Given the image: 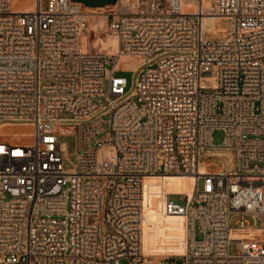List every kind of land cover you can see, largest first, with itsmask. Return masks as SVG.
Listing matches in <instances>:
<instances>
[{
	"label": "built area",
	"instance_id": "2783aa9c",
	"mask_svg": "<svg viewBox=\"0 0 264 264\" xmlns=\"http://www.w3.org/2000/svg\"><path fill=\"white\" fill-rule=\"evenodd\" d=\"M12 1L0 0V128L32 132L0 138V264H264V229L247 222L264 221V0H116L103 15L112 54L89 48L93 9ZM205 18L228 20L226 38ZM123 58L140 62L128 94ZM155 176L196 180L164 204L185 218L182 255L143 253Z\"/></svg>",
	"mask_w": 264,
	"mask_h": 264
},
{
	"label": "rangeland",
	"instance_id": "374dc122",
	"mask_svg": "<svg viewBox=\"0 0 264 264\" xmlns=\"http://www.w3.org/2000/svg\"><path fill=\"white\" fill-rule=\"evenodd\" d=\"M33 0H13V7L15 9H25L28 8L32 4ZM49 0H41V7L45 9ZM185 12H190L191 8H184ZM106 9H93L88 11V13L92 14L93 18L90 21V37H89V48L91 51H101L102 53H109V49H104V43L109 40L111 37L108 36L106 32V26L104 23L103 15L105 14ZM230 22L226 19H217L215 22L213 21L212 27L213 31L210 33V36L216 39H224L226 38V33L229 30ZM96 28V30H95ZM98 46L94 47V44L98 42ZM103 42V44L101 43ZM102 48V49H101ZM114 53V52H113ZM112 54V53H111ZM133 62H138L137 60L130 59ZM116 78L124 79L126 82L125 92L130 93L134 88V83L137 77V73H132L130 71H126L123 68L115 73ZM32 130L31 128L24 126H15V127H4L0 131V138L6 139V141H11L14 143L26 145L30 143V134ZM224 139V134L221 131H216L213 134L212 143L215 146H219ZM60 142L66 145V154L64 155V168L65 170L72 169V164L76 162L77 159V145L76 138L71 135L61 136ZM204 162H206L204 160ZM223 164H219L220 168L225 170L230 169L231 164L226 156V159L222 161ZM217 170V168H214ZM146 181V192L147 194L154 195H166L168 194H182L187 190V182L185 180H174V179H157V178H148L144 180ZM203 188L202 182L199 183V189ZM144 189V184H143ZM170 200L176 204H182L180 202V198L178 196L170 197ZM237 219L234 218L232 220L231 225L234 226V222ZM247 222L250 227H256L264 229V221L255 222L254 220L248 219ZM198 231V228L196 229ZM105 232V228H104ZM197 240H200L201 237L197 234ZM158 245V244H157ZM144 250V247H143ZM148 253L144 254L146 256H154L156 258H167L173 256L177 252H167L164 249L156 246L148 249ZM239 252L238 245H232L230 247V254L235 256ZM121 264H126L124 261Z\"/></svg>",
	"mask_w": 264,
	"mask_h": 264
},
{
	"label": "crops",
	"instance_id": "0c3cea01",
	"mask_svg": "<svg viewBox=\"0 0 264 264\" xmlns=\"http://www.w3.org/2000/svg\"><path fill=\"white\" fill-rule=\"evenodd\" d=\"M19 10H26L19 9ZM159 179V178H157ZM160 179H174L185 180L176 178H160ZM167 195H154L147 194L146 181L144 182L143 196H144V225H143V253L147 254L149 248L156 246L164 249L167 252H177L173 255H179L185 248L186 234H185V221L182 218L167 217L164 213V204ZM158 244V245H157Z\"/></svg>",
	"mask_w": 264,
	"mask_h": 264
},
{
	"label": "bare ground",
	"instance_id": "6f19581e",
	"mask_svg": "<svg viewBox=\"0 0 264 264\" xmlns=\"http://www.w3.org/2000/svg\"><path fill=\"white\" fill-rule=\"evenodd\" d=\"M26 10L27 11H33V1H32V4L28 8H26ZM213 21L214 20L211 19V18H205L203 20V29L211 30L212 29ZM104 23H105V20H104ZM95 30H96V28H95ZM98 43H99V41L94 44V47H97L98 46ZM101 43L103 44V42H101ZM103 45H104V49L105 48L106 49H109V54H111V53L115 52V50L117 48V41H116V39H114V38L111 37ZM122 64H123V68L125 70H134L140 64V62H133L130 59L123 58V59H121V65ZM1 129L2 128H0V131H1ZM202 169H203V171H206L203 166H202ZM148 178H176V179H186L188 181V183H189V185H188V192L186 194H183V193L182 194H177V195H186V196H191V194L193 192L194 183L196 181L193 177H186V176H155V177H147L144 180H146ZM143 184H144V181H143ZM168 195H173V194H168ZM143 205H144V196H143ZM166 216L167 217H171V218H182L185 221V218L183 216H169L167 214H166ZM143 225H144V213H143V218H142V244H143ZM185 234H186V239H187L186 222H185ZM185 247H186V243H185ZM184 252H185V248L182 251V253L179 254V255L184 254Z\"/></svg>",
	"mask_w": 264,
	"mask_h": 264
},
{
	"label": "water",
	"instance_id": "95a60500",
	"mask_svg": "<svg viewBox=\"0 0 264 264\" xmlns=\"http://www.w3.org/2000/svg\"><path fill=\"white\" fill-rule=\"evenodd\" d=\"M74 3H79L87 9H101L115 5L116 0H71Z\"/></svg>",
	"mask_w": 264,
	"mask_h": 264
}]
</instances>
